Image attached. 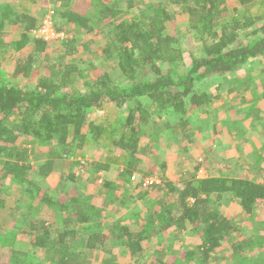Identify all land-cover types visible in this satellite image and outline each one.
<instances>
[{
	"label": "trees",
	"instance_id": "1",
	"mask_svg": "<svg viewBox=\"0 0 264 264\" xmlns=\"http://www.w3.org/2000/svg\"><path fill=\"white\" fill-rule=\"evenodd\" d=\"M256 1L264 2L239 0L242 6ZM139 2L142 4L136 0H89L86 9H79L72 8V0H53L55 8H50L53 17L57 16L53 22L57 32L69 33L74 27L81 35L101 36L104 44L99 60L115 61L123 84L111 79L96 60L65 61L62 57L61 63L44 65L43 54L51 42L32 35L42 18L36 19L23 5L12 8L8 2L0 3V57L11 50L21 53L12 74L15 78L39 75L34 86H24L20 81L12 83L0 69V197L9 177L26 196V202L18 203L15 209L37 215L31 221L12 218L7 229L0 226V264H35L33 252L31 255L15 247L19 237L25 235L30 237L27 245L44 251L49 264H85L84 259L90 257L85 255L87 249L111 255L110 240L116 238L125 245L122 253L133 259V264H146L143 242L157 239V235L161 238L166 231L176 237L187 227L196 232L200 226V243L193 249L152 264H190L194 260L206 264L210 255L230 239L232 230L229 220L210 206L211 200L227 194L248 214L264 201V180L218 176L211 171L206 153L200 155L202 160L195 164V172L188 170L185 159H191L188 151L197 142L189 128L190 115L197 111L209 114L213 101L219 98L215 93L221 85H211L210 79L240 75L249 62L264 60V21L244 8H235L228 16L224 0ZM131 9H135L132 16ZM45 13L42 9L41 16ZM178 18L185 21V31L199 43V50L188 51L179 42L182 35L174 28ZM8 22L21 28L18 40L6 42ZM79 42L60 40L63 56L77 54ZM92 43L83 41L81 46L87 49ZM40 70L46 73L42 76ZM80 80H86L81 84L83 92L75 88ZM111 106L116 108L114 118L105 113ZM93 110L105 114L88 119L87 114ZM161 118L166 120L158 124ZM170 131L177 135V158L172 159V166L181 170L180 175L170 179L176 172L167 176L166 159L160 161L162 181L153 186L161 190L143 204L145 213L134 214L136 230L130 231L117 220L103 232L99 223L93 222L100 211L87 203L88 196L82 190L73 189L76 176L85 177L87 171L106 172L112 165L125 181H130L132 174H145L142 165L155 171L153 164H143L146 157H142L149 154L148 148L160 147L161 136ZM19 137L29 138L31 148L14 146ZM143 139L148 142L141 147ZM259 139L261 136H253L255 143ZM35 146L45 153L35 156ZM94 149H101L102 154H93ZM40 158L43 160L37 162ZM202 164L207 176L200 178L196 172ZM53 171L60 173V182L56 188H42V181ZM79 171L83 173L77 174ZM1 198L0 209L6 210L8 200ZM108 202L106 209L119 203L123 207L126 198ZM113 209L122 210L117 205ZM53 227L60 232L52 236ZM165 249L161 247L163 256ZM106 264L120 263L109 260Z\"/></svg>",
	"mask_w": 264,
	"mask_h": 264
},
{
	"label": "rangeland",
	"instance_id": "2",
	"mask_svg": "<svg viewBox=\"0 0 264 264\" xmlns=\"http://www.w3.org/2000/svg\"><path fill=\"white\" fill-rule=\"evenodd\" d=\"M150 1V3L157 2V0ZM224 1V7L227 10L226 13L228 16L233 9L244 8L248 11V13L257 15L259 18H261L262 21H264V2L261 3L256 1L242 6L239 0ZM2 2H8L12 6V8H19L20 5H23L36 19L43 18V16H41L42 9L46 10L47 8H51V5L54 7L53 0H0V3ZM136 2H138V4H142L141 2H139V0H136ZM88 3L89 0H72V8L77 7L79 9H86V6L88 7ZM134 10L135 9L130 10V16L135 13ZM55 21H57L56 14L53 17V22ZM184 22L185 21L183 19L178 18L176 24L174 25V28L178 30V35H182V38L179 42L183 45V48L188 51L192 49L199 50V43L193 40L191 35L185 31L186 25ZM69 29V33H65L64 38L78 39L80 41L77 44V54H75L74 56L64 57V49L60 48V40L51 41L43 54L44 65L46 63L52 62L61 63L63 62L62 57L65 61H71L72 59H80L84 61L96 60V65L101 67L102 70L106 73L110 74L111 79L116 81V83L123 84L125 82L121 81L119 72L115 69V61L103 62L99 60L101 45L104 44V40L99 34L93 33L94 35H81L74 27H70ZM21 32L22 30L17 24L11 22L6 23L4 29L6 42H9L10 40H18ZM87 40H91L93 41V43L91 44L92 46L84 49L83 46H81V43ZM26 50L30 51L31 47L27 46ZM20 56L21 53L11 50L10 53L6 56L0 57V69L3 70L10 81H13L12 83L15 84L16 82L20 81L22 84H24V86H34L39 78V75H37L38 72L32 78L23 80H21V78L19 79L12 76L15 64ZM39 72V74L43 76L46 73V70H40ZM210 81L211 85L212 82H214L215 84L219 83L221 85L217 93H215V95L217 94L219 98L213 101V106L211 105V107L209 108V114H201L202 112L197 111V113L193 112L190 115L189 119L191 123L189 128L194 132L193 134L197 142L195 144H192V148L188 151L189 154H191V159L185 158L189 163L188 170L193 172L195 170V164L202 160L200 159V155L202 153H206L208 154V156H210L209 167L211 171H213V173H216L218 176L220 175L232 178L241 176L253 180H259V178H262L263 180L264 60L261 59L249 62L248 65L245 66V71L243 73L241 72L240 75L238 74L234 77L229 78L224 77V79L215 77L210 79ZM82 82H86V80H80L75 84V88H77V90H80L81 92H83L84 90L81 86ZM108 108L109 109H105V113L114 118L116 108L113 106ZM105 113L103 112V110H93L91 113L87 114V118H100L104 116ZM198 113L199 115H197ZM165 120V118H161L158 121V124L160 122H164ZM169 120L170 124H173V119L169 118ZM254 135L259 137L261 136V139H259L258 143H255L253 141ZM176 138V132L173 131L163 134V136H161L159 140L160 147H157L158 145H156L152 148H148L149 154L142 157H146L143 159V164H153L157 168L155 171L151 170L152 168L150 166L145 167L144 165H142L144 172H146L145 174H132L131 176L134 177V180H132V177L130 176V181H128L127 183L128 187L125 188L123 192H120V190L118 189L115 190V193L118 194V192H120V195L130 196L131 199L128 200V203L126 202L125 206L123 207L120 203L119 205L116 204L117 206L122 208V210L118 209L119 211L116 212L112 211L113 206L116 207V205L112 204V207L110 209H105L104 206V208L100 211L101 215L93 221L94 223H99L98 225L103 232H107L109 227L117 223V220L120 221L121 225H126L130 231L136 230V217L134 214H137L138 212L145 213L147 208L143 204L146 203V200L151 201L150 197L158 194V192H160L161 190H157L158 187L153 186L155 184H159V182L162 181V172L158 168V164L160 163V161L164 162V159H166L167 176L170 177L171 172H176L173 173L174 177H171L170 179L173 180L175 179V177L180 175L181 170H177L178 168L175 169V166H172V159L177 154V146H175ZM204 139H208V142L204 141L203 143ZM29 141V138L19 137L13 145L17 147L21 146L24 148H31V146L28 144ZM147 142V139L141 140L140 146H147ZM99 150L94 149L91 152H94L93 154L99 156L100 154H102L101 149ZM91 152L87 151L86 154L90 155ZM34 153L35 156H41V153L45 152L43 148L35 146ZM42 158H40L37 162L42 161ZM147 159L149 160V162ZM29 160L31 164L36 162L34 161V158L32 156H29ZM190 160H192V162ZM206 162L207 161H204L205 164ZM205 164H202L199 167L200 169L196 172L200 177H203L204 175L207 176V173L205 172ZM249 168H255V172L252 173L253 171L249 170ZM147 171L149 172L147 173ZM82 173L83 172L79 171V173L77 174ZM85 173H87L85 177H80L77 175L75 183L78 185L79 183H77V181L79 182L80 180H88L90 182L89 184L94 185L96 190L99 192L98 185H96L95 181V179H99V176L89 171ZM111 173L116 175L117 170L115 169V171H112ZM255 173L256 175H254ZM149 179L157 180L158 183L147 185V183H145L144 181ZM170 179L168 178L169 181ZM124 180L125 178L123 179V181ZM50 182V178L44 179L42 181V183L44 184L42 185V188H44L45 186L48 187ZM6 183H11V185H9L10 191L14 190L15 193H17V196L11 197V200L16 198V200L20 204L25 203L26 196L22 188L16 184H13L14 182H11V180H9V177L5 180V184ZM97 191L95 192V195H97ZM101 192L100 194L102 195L103 193ZM226 197L227 194L223 195L220 199L213 198L211 200L210 206L216 208L222 217H227L228 219H230L232 226L230 234L235 233L234 236L237 238L239 237V234L240 236L243 235L242 238H244V236H248V238H257L260 244L264 245V234H262V232H264V214H250V219H245L242 214H226V210L224 209L225 206H227V204L229 205L230 202L228 201L224 204L223 201ZM111 198L112 197L108 196L104 197L103 199L106 200L107 203L111 200ZM114 201L120 202L121 200L117 199ZM234 202L237 203V200L231 202L236 205V203ZM20 204L7 202V208L3 212V216L6 217L5 215L7 214H15V210H17L15 209V207ZM231 210L234 211V208H232V206ZM120 212L122 214H119ZM10 217L12 216L9 215L8 218L10 219ZM252 224L254 227L252 226ZM200 227L198 231L201 229ZM248 227H250V229L247 231L246 228ZM252 227L253 229H251ZM198 231H191L189 227H187L184 231L180 232L179 235H176V237L172 233H170V231H166L164 233H161V238L159 235H157V239L153 238L150 241L143 242V249L146 256L145 261L147 262L146 264H152L155 260L158 259H162L166 262L171 258V256L173 257L174 254L181 255V252L184 254L185 251L193 249L200 243L201 236L199 235ZM115 232H117V229ZM115 240L116 241L110 240L109 247L112 248L110 249L111 255L104 254L103 252L101 253L90 251L89 249H87L85 255L90 257L84 259L85 264H106V261L108 262L109 260L117 261L120 264H133V259L122 253L125 249V245H123L121 241H119L121 243L119 244L117 242V238ZM23 242V244H19L18 246H16L20 248L19 250L26 251L27 249H29V246L27 245V241L25 239ZM229 245L230 242H227L224 248L220 246L218 250L214 251L210 255V260H208V263L206 264H249L250 261L257 260V258H252L251 260H247L245 262L242 256L241 258H239L236 257L235 254L233 258L231 256V253H229L231 251ZM252 245L253 247L260 249V246L255 244L254 242L252 243ZM161 247H163L164 249L169 247L170 250L165 249L163 256L160 254ZM157 251H159V253ZM261 253H263L264 258V252L261 251ZM259 257H262V255H259ZM34 258L35 264H47V261L45 259L46 256L40 251H36ZM195 262L196 260L191 261L190 264H197Z\"/></svg>",
	"mask_w": 264,
	"mask_h": 264
},
{
	"label": "crops",
	"instance_id": "3",
	"mask_svg": "<svg viewBox=\"0 0 264 264\" xmlns=\"http://www.w3.org/2000/svg\"><path fill=\"white\" fill-rule=\"evenodd\" d=\"M204 141L208 142V139H204L203 143H204ZM32 164H34V163H32ZM2 167L3 166L0 164V172L2 171L1 170ZM114 167L115 166L112 165V168L110 167V170H108L106 172H100L99 174H97V176H99V179H97V180L95 179V181H96V185H98L99 192L96 190L94 185L89 184L90 182L88 180L87 181L86 180H80L79 182L77 181V183H79V184L77 185L75 183V186L73 187V189H77V191H79V189L82 190L85 193V195L88 196V200L86 199V201H88L87 203L90 206L96 207L99 211H101L104 208V206H105V209H106L108 204H109V202L106 203V200L103 199L104 197L110 196V197H112L111 200H113V201L117 200V199L121 200L123 198H126V202L128 203L129 196L120 195V192H123L125 190V188L128 187V184H127L128 181H125V180L123 181L122 179H120V177L117 174L116 175L112 174L111 172L113 171ZM188 169H189V167H188ZM254 169L255 168H249V170L253 171L252 173L255 172ZM193 172H195V171H193ZM196 175H197V173H196ZM254 175H256V173ZM197 177H200V176L197 175ZM203 177H205V175ZM203 177H200V178H203ZM49 178H50L51 182L49 183L48 187L45 186L44 188H48V189L56 188V186L60 182V179H59L60 178V173H58L57 171H53L45 179H49ZM237 178H245V179H248V180H253V179L246 178V177H241V176H239ZM103 179H104V181H103ZM263 180H262V178H259V180L255 179L256 182H259V181L262 182ZM9 185H11V183L10 184L9 183L5 184V190L6 191H4L3 198H1L2 196L0 198L2 199V201L3 200H5V201L8 200V203L9 202H14V204L15 203H19L16 200V198L11 200V197H16L17 193H15L14 190H11V191H13V192H11L10 188H9ZM42 185H44V184L42 183L41 187H43ZM116 189L120 190V192H118V194L115 193ZM96 191H97V195H95ZM100 192L103 193V194L101 195ZM228 201H230L229 205L227 204V206H225V209H224V210H226L225 211L226 214H242V216L245 219L246 218L250 219V214L245 213L244 211H242V209L240 208L239 204H237L238 202L237 203L234 202V203H236V205L231 203V202L235 201V199H233L229 195H227V197L225 198V200L223 202L225 204V202H228ZM231 206H232V208H234V211L231 210ZM6 207H7V204L5 205L4 208L6 209ZM75 207H76V209H79V208H77V205ZM4 211H5L4 209H0V218H1L0 219V226L2 228H6V229L10 225V220L12 218H16L17 217V218H19V220H30L31 221V220H33V218L36 219V217H37L35 212L33 213V216H32V215L27 214L26 212H22V211L20 212V210L17 209V210H15L16 211L15 214H7L8 216L9 215L12 216L9 219L7 215H5L6 217L3 216V214H4L3 212ZM113 211H115V210H113ZM119 214H122V213L120 212ZM251 214H264V201L261 202V203L256 204L255 208H254V210H253V212ZM3 217H4V219H3ZM225 218H227V217H225ZM258 219H262V218H258ZM228 220L231 223L230 219H228ZM252 226H253V224H252ZM253 227L251 229H253ZM246 229L248 231L250 229V227H248ZM51 231H52V236H53L54 234H57V233L60 232V228L53 227L51 229ZM262 234H264V232H262ZM234 235H235V233L230 234V239L226 240V241H224L222 243V245H221L222 248H224V246H225V244L227 242H230L229 248H230L231 251L229 253H231V256L233 258H234V254L236 255V257H239V258H241V256H242V258L245 260V262L247 260H251L252 258H257V260L250 261L249 264H264L263 253H261V251L264 252V245H261L257 238H253V237L248 238V236H244V238H242L243 235L240 236V234H239V237L237 238ZM28 237L29 236H27V235L20 236L19 239H18V242H16V245L18 246L19 244H23L24 243L23 242L24 239L27 241ZM253 242L255 244L259 245L260 249L253 247V245H252ZM17 246H15L16 249H20ZM218 249H219V247H218ZM218 249H216V250H218ZM26 251H29L30 254L33 252L34 253L33 255H35L36 251H38V252L40 251V252L44 253V251H42L41 249H37L36 250L35 247H30V246H29V249H27ZM44 255L46 256V254H44ZM259 255H262V257H259ZM32 260L33 261L35 260L34 256H33ZM209 260H210V258H209ZM213 260H214V258H213ZM47 264H49L48 261H47Z\"/></svg>",
	"mask_w": 264,
	"mask_h": 264
},
{
	"label": "built area",
	"instance_id": "4",
	"mask_svg": "<svg viewBox=\"0 0 264 264\" xmlns=\"http://www.w3.org/2000/svg\"><path fill=\"white\" fill-rule=\"evenodd\" d=\"M45 11L46 13L41 19L40 24H38V27L32 31V35L36 38H41L44 41L48 42L65 39V33L57 32L54 28L53 11L50 8H47ZM132 180H134V177H132ZM144 182L147 183V185H151L152 183H158L157 180L153 179L145 180Z\"/></svg>",
	"mask_w": 264,
	"mask_h": 264
}]
</instances>
